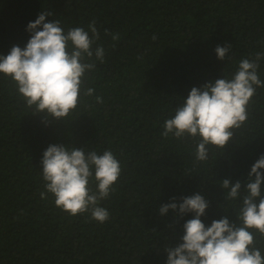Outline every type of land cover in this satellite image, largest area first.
Returning a JSON list of instances; mask_svg holds the SVG:
<instances>
[{"label":"trees","instance_id":"trees-1","mask_svg":"<svg viewBox=\"0 0 264 264\" xmlns=\"http://www.w3.org/2000/svg\"><path fill=\"white\" fill-rule=\"evenodd\" d=\"M44 10L65 32L95 21L93 48L102 45L105 57L87 73L93 95L64 120L32 113L0 73V264H166L165 249L182 242L193 214L159 208L197 192L209 202L206 225L225 215L236 221L251 166L264 154V87L225 148L208 146L206 161L196 160L198 139L164 137L163 125L192 87L231 78L241 59L264 54V0H0V55L25 47L28 23ZM226 43L222 61L215 48ZM258 74L264 81V57ZM54 143L111 150L120 162L115 191L100 202L106 222L70 215L51 193L41 198V159ZM225 178L241 181L240 197L224 199ZM255 239L264 256V236Z\"/></svg>","mask_w":264,"mask_h":264},{"label":"clouds","instance_id":"clouds-1","mask_svg":"<svg viewBox=\"0 0 264 264\" xmlns=\"http://www.w3.org/2000/svg\"><path fill=\"white\" fill-rule=\"evenodd\" d=\"M49 15L53 13L44 10L28 23L27 31L31 36L25 47L14 45L7 55H0V73L15 82L26 105L34 109L32 113H42L45 122L48 118L64 120L77 108L82 96L93 95V88H85L87 73L96 67L95 61L103 63L105 57L102 45L93 48L99 39L95 21L89 24L87 31L74 27L65 32L58 19L46 22ZM112 39L119 40V34H113ZM229 50L228 43L217 45V58L225 61ZM262 57L264 54L258 52L254 58L241 59L231 78L222 76L214 82L192 87L176 107L175 115L165 120L162 135L198 139L197 161L209 158V145L224 149L232 140L234 130L247 121V108L256 89L264 87L258 74ZM96 101L103 103L99 96ZM41 168L46 190L40 193L42 199H47V193H51L55 205L72 216L90 213V218L99 223L109 219L110 213L100 202L115 191L114 185L122 171L111 150L98 154L94 150L85 152L82 147L50 144L43 151ZM262 170L264 154L251 166L236 221L225 215L206 225L201 217L209 202L199 192L182 197L179 204L161 205V215L169 209L180 216L193 214L183 224L182 242L165 249L166 264H264L255 239L257 232L264 236ZM220 185L227 190L224 199L241 196L240 180L232 183L225 178Z\"/></svg>","mask_w":264,"mask_h":264}]
</instances>
